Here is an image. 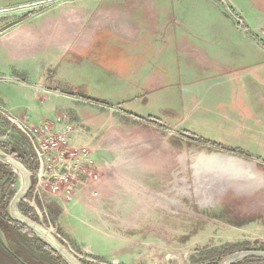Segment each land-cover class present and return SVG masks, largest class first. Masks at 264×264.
<instances>
[{
  "label": "rangeland",
  "instance_id": "1",
  "mask_svg": "<svg viewBox=\"0 0 264 264\" xmlns=\"http://www.w3.org/2000/svg\"><path fill=\"white\" fill-rule=\"evenodd\" d=\"M57 30L67 50L78 54L86 45V64L69 69L67 53L52 47ZM94 38L101 40L96 51ZM143 52L145 75L117 74ZM1 74L8 100L0 101V197L11 193L9 215L47 231L26 225L61 258L19 229L13 240L31 263L72 264L69 253L81 264H204L216 249L207 261L220 264L239 251L264 250L257 229L264 216V0H0ZM58 114L76 127L74 142L91 149L87 170L98 177L75 183L70 199L60 187L33 200L37 164L21 127ZM214 147L236 158L202 155L193 173L196 156L220 151ZM8 160L27 171L21 195L25 178ZM113 166L120 168L106 179L103 169ZM105 181L114 197L100 200ZM150 189L165 190L177 207L156 202ZM6 243L0 264H19ZM23 255L16 257L22 264Z\"/></svg>",
  "mask_w": 264,
  "mask_h": 264
},
{
  "label": "built area",
  "instance_id": "2",
  "mask_svg": "<svg viewBox=\"0 0 264 264\" xmlns=\"http://www.w3.org/2000/svg\"><path fill=\"white\" fill-rule=\"evenodd\" d=\"M21 129L32 144L37 164L30 190L33 200L40 198L42 191L57 193L60 187H64L63 194L70 199L75 183L86 185L88 179H97V174L89 176L87 170L94 162L91 149L74 142L77 130L66 114Z\"/></svg>",
  "mask_w": 264,
  "mask_h": 264
},
{
  "label": "crops",
  "instance_id": "3",
  "mask_svg": "<svg viewBox=\"0 0 264 264\" xmlns=\"http://www.w3.org/2000/svg\"><path fill=\"white\" fill-rule=\"evenodd\" d=\"M156 6H158V5H155L154 7H156ZM166 5H164V7H165ZM153 7V8H154ZM159 7H163V6H159ZM153 8H149L148 9V11H151ZM157 9L158 8H154L153 10H152V13H156V11H157ZM152 13H150V14H152ZM149 13H148V15H147V18H148V20L147 21H150L151 19H150V15ZM158 24V23H157ZM159 25V24H158ZM158 25H157V28H158ZM55 33V34H54ZM53 33V35H54V40H53V48H55V49H60L61 50V48H63V51L61 50V52H63L62 54H59L58 56H65V54L67 53V55L69 56V58H68V60H67V63H68V67H69V69L71 70H76L80 65H81V63L82 62H84L85 63V61H86V45H84V47L82 48V50L78 53V54H76V53H74V52H71L70 50H67V48H65L64 46H62L61 44H65L66 43V39H65V37H64V35H66L65 33L63 34V31H59V30H57V31H55ZM134 40H137V39H134ZM143 41H147V42H143V43H145V44H149V42H148V40L147 39H142ZM98 41H101V40H98V39H96V38H94V39H92V41L90 42V46L89 47H91V48H93V50L94 51H96L100 46L98 45ZM93 46V47H92ZM39 48H40V46H39ZM65 49V50H64ZM57 56V57H58ZM84 57V59H82ZM148 61H147V58L145 57V53L143 52V56L142 57H139V59L138 60H134V61H132L130 64L129 63H123L122 64V66H121V68L120 69H118V73L117 74H122V75H129V76H138V75H145V70H146V67L148 66V63H147ZM86 64V63H85ZM70 66H71V68H70ZM75 68H74V67ZM112 70H113V67H110ZM125 69V70H124ZM71 70V71H72ZM120 70V71H119ZM5 74H1L0 76H4ZM5 77V76H4ZM37 83H39V81H37ZM41 85V84H40ZM8 90H7V87H3V91H1L0 90V101H2L1 103L2 104H4V103H6L7 102V100H8ZM35 98H37V99H39V96H38V94L35 96V94L33 95ZM4 105H6V104H4ZM8 115H10L11 117H13V118H16V119H21L22 117H19V116H17V115H15V114H13V113H8ZM138 116V117H142V118H145V117H143V116H139V115H137V114H134V116ZM150 120V119H149ZM152 121V120H151ZM152 122H154V121H152ZM155 123L156 122H154L153 123V126H156L155 125ZM151 124V123H150ZM158 124V123H157ZM176 125V124H175ZM169 129H172V128H175L176 126H167ZM176 129V128H175ZM215 149H218V150H220V151H211V152H206V153H199L197 156H196V159H195V162H194V168L192 167V170L193 169H196V170H193V173H196V172H198V170H199V162L201 161V157H202V155L203 156H206V157H208V158H211V160H222V162H224V163H230L231 161V158L232 157H234V158H236V155L235 154H232V153H230L229 151H224V150H222V149H220V148H217V147H214ZM152 155H154L156 158H158L157 160H154V161H156L155 163H154V172H160L162 169H163V166L161 165V160H160V156H161V151H160V148L158 149V147H157V149H155V151H153L152 152ZM120 166V165H119ZM115 168H120V167H117V166H113V167H110V168H104L103 170H104V172H106V174H105V178L106 179H113V177H115V175H114V170H115ZM164 169H165V167H164ZM113 172V173H112ZM135 172H139V175L138 176H135L134 174H135ZM132 173H133V176H135V179H137V178H139L140 179V177H141V175H143V174H141L140 173V171H136L135 169L132 171ZM159 175L157 174V178L155 177V179H159ZM156 180V181H157ZM106 182V181H105ZM208 182H212V178L211 179H209V181ZM113 183V182H112ZM210 184V183H209ZM113 186V184L112 185H110V184H108L107 182H106V184L105 185H103V184H101L100 185V200H102L103 198H107V197H109L111 194H113V190H114V187H112ZM137 186H142V185H139V184H137ZM159 189H160V186L158 185L157 186ZM178 187V188H177ZM149 188H151V187H149ZM174 191H175V196L178 194L179 196H181L182 195V188H181V185H177V183H175V185H174ZM103 189H105L104 190V192H103ZM106 191H108V192H106ZM148 191V196L149 197H152V195H156V196H158L160 199L159 200H154V201H156V202H159V203H164V204H170V205H174V206H176L177 207V200H172V199H168L167 198V192L165 191V190H147ZM134 193V192H133ZM198 193V192H197ZM115 194V193H114ZM152 194V195H151ZM174 196V195H173ZM112 197H114V196H112L111 195V198ZM206 198H210L209 197V195H207L206 196ZM179 201V200H178ZM18 212V211H17ZM264 211H262L260 214H262ZM21 215V214H20ZM260 217V218H259ZM258 218L261 220L260 222H258L259 224H258V226L260 227V228H257V229H259L260 230V235H261V237H262V239H264V216L263 215H261V216H259ZM4 234V233H3ZM5 235V234H4ZM6 238V237H5ZM261 239V240H262ZM8 241V240H7ZM8 243L10 244V245H13L14 247H16V243H15V241L14 240H11V241H8Z\"/></svg>",
  "mask_w": 264,
  "mask_h": 264
},
{
  "label": "trees",
  "instance_id": "4",
  "mask_svg": "<svg viewBox=\"0 0 264 264\" xmlns=\"http://www.w3.org/2000/svg\"><path fill=\"white\" fill-rule=\"evenodd\" d=\"M10 196H11V193H9L8 195L3 194L0 197V229L5 234L6 239L8 241L13 240V238L15 236L14 234L16 233V231L21 229L23 231H26L30 236H32L33 239L35 240V242L39 246L48 249L57 258L61 259L60 256L57 254V252L55 250H53L47 243H45L44 241H42L41 239L36 237L31 229H29L26 225L14 220L9 215V213L7 211V207H8V199L10 198ZM28 215H29V213H28ZM0 244L3 246L1 241H0ZM12 246L9 244V249L11 251H9L7 249L6 250L12 255V257L15 259V261L17 263L22 264L21 262H19L16 259L17 256L23 255L21 250L19 248H17V247L13 248L14 246L13 247ZM12 249H16V252L13 251ZM218 252L219 251L216 250V249L211 250L208 253V257H206L205 259H202V262H204V264H212V263H208L207 260L212 259L214 256H216L218 254ZM24 257H25L24 262L29 263V264H33V263H31L29 261L28 257H26V256H24ZM234 264H264V259L263 258H258V257H255V256H251V257H247V258L243 259L242 261L234 263Z\"/></svg>",
  "mask_w": 264,
  "mask_h": 264
},
{
  "label": "water",
  "instance_id": "5",
  "mask_svg": "<svg viewBox=\"0 0 264 264\" xmlns=\"http://www.w3.org/2000/svg\"><path fill=\"white\" fill-rule=\"evenodd\" d=\"M1 157V156H0ZM27 185V183H26ZM26 185H25V188L23 190L22 193H24V191L26 190ZM21 193V194H22ZM20 199V196L18 195L14 201V205L16 206V200H19ZM12 204V205H13ZM11 205V207H12ZM24 217V216H23ZM14 218L21 222L22 224L24 225H27L28 227L32 228L33 230H35L36 232H38L36 230V228L34 226L31 225V223H34L33 221L29 220L28 218L24 217L25 219L24 220H21L19 219L18 217H15ZM35 225H37L36 223H34ZM38 228L44 230L43 228H41L39 225H37ZM45 231V230H44ZM47 232V231H46ZM48 233V232H47ZM48 239L49 238V234L47 236ZM0 240L2 242V244L4 245V247H7L8 248V245L6 243V239H5V236L2 232V230L0 229ZM66 257L68 258V260L72 263V264H81L72 254H69V253H65ZM246 256H262L264 257V250H245V251H239L237 253H234L230 256H228L226 259H224L220 264H233L235 263L236 261H238L239 259H242ZM20 260V259H19ZM21 261V260H20ZM22 262V261H21ZM24 263V262H23ZM26 264V263H24Z\"/></svg>",
  "mask_w": 264,
  "mask_h": 264
},
{
  "label": "bare ground",
  "instance_id": "6",
  "mask_svg": "<svg viewBox=\"0 0 264 264\" xmlns=\"http://www.w3.org/2000/svg\"><path fill=\"white\" fill-rule=\"evenodd\" d=\"M1 158V157H0ZM2 159V158H1ZM4 160H7L6 158L4 159ZM7 163H9L10 165H12V166H14L16 169H18L20 172H21V174H22V176L25 178L24 180V183H23V186H22V184H21V186H22V188H21V190L19 191V195H21V193L23 192V190H24V188H25V184H26V177H27V171L24 169V171L17 165V164H15L14 162H12V161H9L8 160V162ZM17 194V195H18ZM13 206H14V204L12 205V207H11V209L13 208ZM15 217H18L19 219H21V220H24L23 218H21V217H19L18 215H15ZM31 225L32 226H34L37 230H40V231H43V232H46V231H44V230H42V229H40V228H38L37 227V225H35V224H33V223H31Z\"/></svg>",
  "mask_w": 264,
  "mask_h": 264
}]
</instances>
